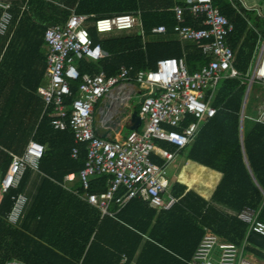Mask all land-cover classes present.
<instances>
[{
	"label": "trees",
	"instance_id": "16d2710c",
	"mask_svg": "<svg viewBox=\"0 0 264 264\" xmlns=\"http://www.w3.org/2000/svg\"><path fill=\"white\" fill-rule=\"evenodd\" d=\"M1 1L12 4L14 19L10 32L0 36V74L8 76L12 70L11 77L17 80L29 76V73L31 76L33 68L42 63L43 69L33 88L35 92L48 71L46 31L51 26L64 24L73 9L78 14L90 15V21L141 11L146 35H152L154 28L164 25L168 33L163 38L171 39L169 36L179 23L175 8L186 3V0ZM76 2L78 6L73 8ZM218 3L221 11L236 22L238 39L248 29L249 21L257 35L264 33V13L247 9L240 0H219ZM185 18L184 25L195 29L207 27L203 19L197 20L189 11H186ZM90 34L107 55L100 61L78 59L76 64L82 74L94 75L103 70L108 76H114L124 65L135 66L137 70H152L162 58L183 55V48L177 40H163L161 37L145 42L137 30L102 34L91 26ZM245 53L247 51L243 49L238 58V69L243 73L247 71ZM187 54L193 72L194 61L203 62L204 56L195 47L188 48ZM13 56L16 57L15 66L9 69L6 66ZM79 85L80 81L72 83L74 95L70 101L78 95ZM246 90L247 83L242 79L226 78L221 82L215 100L216 116L204 124L190 146L179 152L186 160L202 165L189 162L188 170L193 173V179L186 184L191 191L187 192V186L179 182L173 184V193L179 201L172 209H155L137 198L115 216L103 218L98 207L77 199L61 185L66 175L80 174L85 168L87 147L79 145V155L73 158L72 152L77 145L74 134L69 130L54 129L50 111L46 112L35 139L48 148L40 162V170L47 177L38 203L29 212L23 226L10 224L7 216L15 205L14 196L23 191L28 170L20 186L4 194L0 204V264H7L15 258L30 264H121L126 255V264H132L145 237L147 241L136 264H192L196 250L208 234H216L223 242L240 247L246 243L245 252L264 261V235L240 218L246 208H251L264 223V123L252 121L249 127L245 123L243 148L240 126ZM0 144L7 145L2 133ZM168 145L170 152H177V146ZM1 167L6 171L8 164ZM209 167L224 174L210 200L205 197L218 184L219 175ZM109 178V175L101 176L93 182L90 191L105 193ZM1 184L0 180V190ZM69 207L76 210L73 216L50 213L52 209ZM117 209L115 207L112 211L115 213ZM33 224L36 227L31 231Z\"/></svg>",
	"mask_w": 264,
	"mask_h": 264
},
{
	"label": "built area",
	"instance_id": "2783aa9c",
	"mask_svg": "<svg viewBox=\"0 0 264 264\" xmlns=\"http://www.w3.org/2000/svg\"><path fill=\"white\" fill-rule=\"evenodd\" d=\"M219 0H186L177 5L178 24L174 31L185 42L204 41L200 46L209 57V64L200 71L190 73L183 58H162L154 70H140L133 76V68L124 67L114 76L105 72L82 74L76 62L78 59L101 60L107 53L96 44L90 34L95 26L102 34L131 31L143 28L141 11L122 13L90 21L91 16L75 11L64 23L47 29L45 40L49 53L48 83L40 86L39 95L45 102V111H50L51 125L59 130H71L77 147L73 156L78 157L79 145L87 147L88 158L80 172L84 187L89 190L91 179L109 175L105 193L87 192L86 199L98 207L104 215H113L112 204L119 212L132 200L142 199L160 210L172 209L179 198L172 192L169 178V164L176 157L158 148L159 141L177 146L178 151L188 147L207 120L217 114L212 96L218 88L223 72L231 70L232 77L240 75L234 69L236 52L229 44V35L234 25L222 13ZM0 36L10 32L14 15L12 4L1 1ZM186 11L196 18H203L206 28L195 29L184 25ZM166 26L153 29L156 35L166 33ZM135 78L146 85L148 93L142 97L140 115L146 120L143 131L134 130L122 139H106L95 129V111L107 95L126 81ZM80 81L78 95H74L72 83ZM213 82V90L207 85ZM264 85V42L251 84ZM211 91V93H209ZM211 95L210 99H206ZM264 120V117L263 119ZM48 148L35 139L31 140L23 155L12 154L11 165L1 184L3 193L18 188L28 169H39L40 162ZM159 151L165 160L162 164L154 157ZM75 179V174L67 175ZM125 190L121 194V190ZM15 205L8 215V221L18 225L22 220L29 198L20 193L14 196ZM257 214L245 210L240 218L251 223V228L264 235V223ZM7 264H29L11 260ZM192 264H258L243 254L236 244L220 242L215 234L204 237L193 257Z\"/></svg>",
	"mask_w": 264,
	"mask_h": 264
},
{
	"label": "crops",
	"instance_id": "0c3cea01",
	"mask_svg": "<svg viewBox=\"0 0 264 264\" xmlns=\"http://www.w3.org/2000/svg\"><path fill=\"white\" fill-rule=\"evenodd\" d=\"M240 1L244 5V7H246L247 9L257 10L260 13H264V7H263V9L260 8V7H249L245 3L244 0H240ZM73 6H74L73 8H76L78 6V2L74 3ZM73 10L75 11L76 9H73ZM198 19L199 18H197V20ZM200 19H203V18H200ZM228 19L234 25V30L229 35V44L233 48V50L236 52V61L234 63V69L237 72H239L240 75L238 77H232L231 76V70L227 71V72H223L222 77L218 81L217 91L212 96V103L215 106V100H216V97L218 96L219 87H220L221 82L224 79H226V78L242 79V80H244L247 83V90H246L245 99H244L243 108H242V113H241V126H240L241 142H242L243 148H245V143H244V140H245V123H246V120L250 119L248 117V109H247L248 100H249V96H250L252 88L256 84H258V83H254L253 85L251 84V79H252V76H253V74L255 72V70H254V72L252 74V68L251 67H252V63L256 59V54L259 55V57L257 59V64H258V60L260 58L262 47H263V42H264V33H261L259 31L260 33H258V35H257L254 32V28H253L252 22L249 21L248 29L245 30L244 33L240 35V39H238V37L236 35L237 34V32H236L237 24H236V22L234 20H231L230 18H228ZM135 30L139 31L143 35L145 42H150L151 40H157V39H159L161 37H162L163 40H172V39L174 41L177 40V42H179L181 44L182 48H183V55L181 57H176V58H183L185 60L186 65H187L188 70H189L190 73H195V72L200 71L204 66L208 65L209 62H210L209 57L206 56L204 54L203 50L200 48V46L204 43V41L185 42V41L180 39V37L175 33V31H174V33H172L169 36V38H171V39H167V38H163V37H165V35L168 33V30H167L166 33H162V34H159V35H156L155 33H153V31H152V35H146V33H145L143 28H141V29L140 28H135L134 30H131V31H135ZM122 32H126V31H122ZM155 36H157V37H155ZM233 42L236 43L235 46L233 45ZM190 47H195V48L199 49L202 52L203 56H204V61L203 62H200V60L194 61V67L192 68L194 70L193 72H191V70H190V63H189V58H188V54H187V50ZM243 49H245V51H247V53H245V61H244V64L246 65V70H247L245 73H243L242 71H240L238 69V67L240 65V61L238 59L239 55H240L239 53ZM251 49H253V51ZM250 52H251V54H249ZM14 55H17V54L15 53ZM15 60H16L15 56L11 57V60H9V62H8L9 66H6V67L7 68L9 67V69H12L15 66V62H16ZM246 62H247V64H246ZM257 64H256V66H257ZM42 67H43V64L41 63L40 65H37L35 68H33L31 76H30V73H29V76L27 74L25 76L20 77L17 80H15V79H13L11 77L12 70H9V75L8 76L7 75L3 76V75L0 74V130H1L0 133L4 134V141L7 144L6 146L3 145V144L2 145L0 144V163H1L0 166L8 164V169H9V167L11 165V162H12V154L23 155L25 153V151H26V148H27L29 142L31 140L35 139V136H36L37 130H38L39 126H40L41 120L43 119L44 114L46 113L45 104H44L45 102H44L43 98L39 95L38 91L35 92L33 90V88H35V86L37 85L38 78L40 76L41 70L43 69ZM47 67H48V71H46L47 73L44 74V76H43L44 79L42 80L40 86H43V85L48 83L49 65H47ZM124 67H127V68H131L132 67L133 68V76L134 77H135V74L140 71V70H137L135 68V66L124 65L121 68L120 72L122 71V69ZM28 68H29L28 70H30L29 65H28ZM255 69H256V67H255ZM37 70L39 71V73H38ZM152 70H154V69H152ZM102 72H105V71L102 70L99 73H102ZM99 73H97V74H99ZM88 74H90V73H88ZM135 83H137V84H135ZM213 85H214V83L210 82V83H208L207 86L211 90H213ZM258 85H261V84H258ZM142 86H144V85L136 82L135 78H132V80L124 82L123 84L119 85L114 90V92H115L118 89L120 92L124 93L123 96H117V100H119V101H117V104L116 103L114 104V108L116 109V112L119 111L120 114H124V109L125 108L126 109H130L131 112L135 111V110H137L139 112V116L142 119V123L140 124V127L138 129H135V130H139V131H143L145 129L143 124H145L146 120L142 118V116L140 115L141 111H139V110L141 108L142 97L144 95H146L148 93V91H149V89H148V87L146 85L144 87H142ZM209 93H211V91H209ZM138 97H140L139 105L137 104V101H136V99ZM210 98H211V95H207L206 96V99H210ZM257 98L262 101L261 104L258 106V108H256L257 111H259L260 114L256 118H252L250 120H252L254 122L256 121V122L264 123V120H262L263 117H264V94L263 95H257ZM100 104L96 108L95 115H96V112H97ZM111 111H113L112 115L113 114L115 115V113H114L115 110H111ZM123 122H124L123 123L124 127H123V129H122V131L120 133H117L116 131H114V129L116 130V128L112 127L113 131L110 133L111 139H114V140L115 139H122V138L126 137L130 132L134 131V130L129 128L130 126L133 125L130 118H127V119L124 118ZM126 125H128V127ZM203 126L201 127V129L203 128ZM95 129H96V127H95ZM201 129H200V131H201ZM57 130L60 131L59 129H57ZM69 131H71V130H69ZM199 132H198V134H199ZM198 134H197V136H198ZM7 136H8V138H7ZM27 136H31V137L26 139ZM197 136H196V138H197ZM74 140H75V136H74ZM159 142H164V141H159ZM75 143H76V141H75ZM165 143H168V142H165ZM168 144H170V143H168ZM170 145H173V144H170ZM77 146L78 145H76L75 147H77ZM158 148H160L162 150H166L165 148L159 146V144H158ZM166 151H168V150H166ZM168 152H170V151H168ZM179 152L180 151H178V150H177V152H175L176 153V157L178 155H180ZM171 153H173V152H171ZM244 154L246 156L245 150H244ZM72 157L73 158H77V157L73 156V152H72ZM176 157L174 158V160L172 162H170L169 166L175 161ZM154 159H155L156 162H158L160 164H162L165 161L162 158V156H160L159 151L156 153ZM245 160L248 163L247 156L245 157ZM190 161L195 162V163H197L199 165H202V164H200V163H198L196 161H193V160H187L186 163H188ZM186 163L183 164V166L181 167L182 171L181 170L180 171L182 173H181L180 176H178L179 173H180L179 172L178 175L171 177L169 169H168L169 178H170L171 184H172V192H173V184L174 183L179 182L181 184H184V182H182V179H185L184 177H186V176L183 177V172L187 176L189 175L186 171H184V166L186 165ZM8 169L5 171L1 167V171H0V176H1L0 180L1 181L4 178V176L6 175ZM210 169L212 171L218 173L219 182L215 186V188L211 192H209V196L205 197L208 200H210L212 198L216 188L218 187V185L220 184V182H221V180H222V178L224 176V174L222 172L217 171V170L212 169V168H210ZM25 174H26V172H25ZM25 174H24V176H25ZM70 174H75V179L69 180V179H67V175H66L65 178H64V182L61 183V185L66 190H68L69 192L74 194V196H76L77 199H79V200H81L83 202H87V203L91 204L86 199V194H87V192H91L90 191L91 187H90L89 190H87L84 187L83 182H82L81 178L79 177V174H77V173H70ZM70 174H68V175H70ZM101 176H105V175L96 176V177H93L91 179L92 188H93V182H95ZM46 177H47L46 174L43 173L40 170V167H39V169H28L26 177L24 179L25 182H24V186H23V191L21 193L26 194L28 196L29 202H28V204L26 206L25 214H24L22 220L20 221V223L18 225H21V226L24 225V223H25V221H26V219L28 217L29 212H31L33 207L38 203V196L40 194L41 188L44 186ZM184 185L187 186V192L191 191V190H189L187 184H184ZM124 191H125L124 189L121 190V194H123ZM94 193H97V192H94ZM4 194L5 193H3L2 190H0V204H1L2 200H3ZM100 194H103V193H100ZM91 205H93V204H91ZM150 206L153 207L152 205H150ZM94 207H96V206H94ZM115 207H117V204H112L111 210H113ZM69 208L70 209H66V208H57L55 210L52 209L50 211V213H53V214L58 215V216L61 213L67 214L69 216H73L72 214H75L76 210L73 207H69ZM153 208H155V207H153ZM155 209H157V208H155ZM250 209L251 208H246V210H250ZM117 210L113 214V216L116 215ZM86 211H87V209H86ZM251 211H253V210H251ZM253 212H255V211H253ZM83 214L86 215L85 212ZM101 216L103 218L106 215H104L102 213ZM257 216H258V214H257ZM7 220H8V216H7ZM258 221H260V220L258 219ZM10 224H12V223H10ZM12 225H14V224H12ZM14 226H17V225H14ZM35 227H36V224H33L32 227H31V231H33L35 229ZM218 238H219L220 242H223L222 239L219 236H218ZM146 241H147V237H145L143 243L141 244L140 249H139L136 257L134 258L132 264H136L137 263L138 257L140 255L142 249L144 248V245H145ZM238 247L241 250H243V254L246 256V258L256 262L252 258H249L250 254L245 252L246 243H244L242 245V247H240V246H238ZM12 260H20V261L26 262L23 259H19V258H15V259H12ZM127 261H128V256L126 255V256H124L121 264H126Z\"/></svg>",
	"mask_w": 264,
	"mask_h": 264
},
{
	"label": "rangeland",
	"instance_id": "374dc122",
	"mask_svg": "<svg viewBox=\"0 0 264 264\" xmlns=\"http://www.w3.org/2000/svg\"><path fill=\"white\" fill-rule=\"evenodd\" d=\"M245 3L249 6V7H260L263 9L264 7V0H244ZM259 55L256 54V59L254 60V62L252 63V74L255 70V67H256V64H257V59H258ZM145 86V85H144ZM142 86V87H144ZM264 94V86L263 85H258L256 84L252 90H251V93H250V96H249V100H248V105H247V109H248V117L250 119L252 118H256L260 113L259 111H257L256 108H258V106L261 104V100L257 98V95H263ZM137 101V104L139 105L140 103V97H138L136 99ZM248 119L247 122H246V127H249L252 125V120ZM144 127L146 125V121H145V124H143ZM143 127V126H142ZM159 146L165 148L166 150H168L167 147H170L168 144H166L165 142H158ZM169 151V150H168ZM187 162V160L182 156V155H178L175 159V161L169 166V172H170V175L171 177L173 176H180L181 175V167L183 166V164H185ZM1 164V163H0ZM188 167H189V162L186 163V165L184 166V171H186L189 175L187 176L184 172H183V177L185 179H182L183 182H185L184 184H188V183H191L192 179H193V173L190 172L188 170ZM181 170V171H180ZM0 171H1V166H0ZM0 179H1V176H0ZM3 180V179H2ZM175 181V180H174ZM189 188V186H188ZM207 189V188H205ZM210 190V189H209ZM195 191V190H194ZM208 191V190H207ZM209 192V191H208ZM207 192V193H208ZM201 194V193H200ZM202 196V195H201ZM249 258H252L253 260H255L258 264H264V261H259L257 258H255L253 255L251 256V254L249 255Z\"/></svg>",
	"mask_w": 264,
	"mask_h": 264
},
{
	"label": "water",
	"instance_id": "95a60500",
	"mask_svg": "<svg viewBox=\"0 0 264 264\" xmlns=\"http://www.w3.org/2000/svg\"><path fill=\"white\" fill-rule=\"evenodd\" d=\"M117 91L119 90L117 89ZM115 92H112L106 96V98L101 102L95 115L96 131L100 136L106 139H111L110 133L113 131L112 127L116 128V130L114 129V131H116L117 133H120L122 131L124 127V118L131 119L133 125L129 128L132 130L138 129L140 127V124L142 123V119L139 116V112L137 110L131 112L130 109L125 108L124 114H120L119 111L116 112L114 104H117V101L119 100H117V96H113ZM111 110H115V115H112L113 111ZM126 126L128 127V125Z\"/></svg>",
	"mask_w": 264,
	"mask_h": 264
},
{
	"label": "bare ground",
	"instance_id": "6f19581e",
	"mask_svg": "<svg viewBox=\"0 0 264 264\" xmlns=\"http://www.w3.org/2000/svg\"><path fill=\"white\" fill-rule=\"evenodd\" d=\"M123 92L116 91L113 96H123Z\"/></svg>",
	"mask_w": 264,
	"mask_h": 264
}]
</instances>
